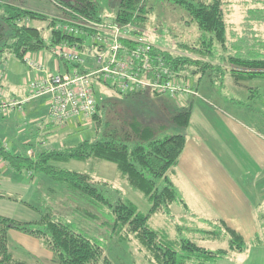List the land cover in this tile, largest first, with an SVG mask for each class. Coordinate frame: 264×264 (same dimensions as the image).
<instances>
[{
  "label": "trees",
  "instance_id": "obj_1",
  "mask_svg": "<svg viewBox=\"0 0 264 264\" xmlns=\"http://www.w3.org/2000/svg\"><path fill=\"white\" fill-rule=\"evenodd\" d=\"M33 1H41L43 4V0H23L22 3L28 5L0 0V69L7 53L24 60L27 52L74 39L72 35L58 28L59 17L74 12L98 16L103 12L99 0H53L60 10L55 13L34 7ZM175 1L184 7L189 17L187 21L190 25L195 23L200 34L195 41L182 44L183 51L180 52L173 53L157 48L165 57L173 74L183 78L189 74L204 76L208 72L223 73L227 68L224 62L228 61L236 81L252 76H264V57L229 55L228 58H218V46L227 47L229 37L230 24L224 11L225 0ZM147 2L148 0H119L115 19L131 22L141 28L147 13L151 11ZM253 19L264 21V10L251 11L247 20ZM34 20H42L45 24L33 25ZM45 29L48 30V36L44 33ZM239 42L240 40L231 41V45H237ZM2 77L0 70V86L3 84ZM102 97L103 99L99 97L97 110L92 116L99 127L91 138L48 148L33 157L19 151L13 152L8 148L3 135H0V158L17 170L26 168L49 175L58 188L63 189L57 194L63 195V198L59 199L62 200L60 203L64 202L65 207L62 210L64 212L60 213L50 207L35 220H19L0 213V263L44 264L39 261H17L13 258L9 251L8 229L16 228L42 238L54 253L51 260L54 264H118L115 257L114 259L105 253V248L98 240L77 230L70 221L71 217L91 222L93 227H86L91 232L103 226L100 233L118 237V242L125 250L126 241L135 238L141 250L150 252L149 255L157 264H207L228 256L230 251L245 250L247 243L243 235L223 221L221 223L230 235L228 248L210 249L189 238H182V252L174 247V238L170 239L150 225L149 219L153 213L160 212L173 217L172 205L175 202L187 206L180 189L171 177L185 147L186 133L163 132L164 126H152L142 121L138 113L124 104L125 99L122 101L115 96L105 97L104 94ZM118 107L120 110H117ZM191 112L190 104L172 114V122L180 126L189 124ZM69 159L90 162V170L79 171L53 163ZM103 159L114 161L129 184L142 191L149 199L151 208L147 213L140 210L130 199L124 198L119 187L94 178V166L97 161ZM0 196L12 197L1 190ZM46 200L44 198L43 202ZM102 212L108 213L109 219L101 217ZM107 225L110 227L109 233L104 229ZM176 226L179 231L190 228L187 224L177 223ZM201 231L206 234L214 232V235L219 233L217 230Z\"/></svg>",
  "mask_w": 264,
  "mask_h": 264
},
{
  "label": "rangeland",
  "instance_id": "obj_2",
  "mask_svg": "<svg viewBox=\"0 0 264 264\" xmlns=\"http://www.w3.org/2000/svg\"><path fill=\"white\" fill-rule=\"evenodd\" d=\"M10 1L28 5L22 3L23 0ZM118 1L99 0L101 10L106 16L114 17ZM32 3L34 7L41 10L54 13L60 12L53 0H43V4L41 1H33ZM147 3L151 6V11L147 13L144 25L141 28L138 26V28L154 43L156 48H163L176 53L182 50V44L191 43L198 38L200 32L197 30L195 23L190 25L187 21L189 20L188 14L179 2L175 0H148ZM257 9L264 10V0H225L224 11L230 24L228 27L229 37L227 47L222 48L217 45L218 58L222 56L228 58L229 55L251 58L264 57V21L247 20V16H250L251 11ZM44 24L45 22L42 20L33 21V25L41 26ZM230 31H233V33H230ZM44 33L48 36L47 29L44 30ZM235 40H240V42L232 46L231 41ZM88 41V39H85V42ZM50 47L51 45L46 46L36 52L49 56ZM224 65L227 68L223 73L220 72L221 74L208 72L204 76L200 74H189L183 78L180 76V79L184 82H190L194 86L193 89L196 90V93L183 92L173 97L165 92L150 90L131 96L125 94L127 95L125 97L124 94L111 87H99L100 84H97L95 87L99 88L96 95L98 102L100 98L103 99V94L105 97L115 96L121 98L122 101L125 99L124 104L130 106L133 112L138 113L142 121L152 126H164L163 132H184L189 137L190 142H198L199 145H217L210 146L215 157V162L210 164L211 175L222 180L223 169L216 162L225 158L226 170L228 168L231 170L232 181L234 180L236 183V188L233 186L231 190L232 196L237 197V199L245 197V205H242L237 199L236 205L245 215L243 217V237L247 247L243 251H230L228 256L218 259L217 262L213 261L207 264H264V76H252L236 81L230 70V62L225 61ZM0 70L1 76H3V84L0 89L5 100L11 101L13 99L17 101L18 98L13 97H23L25 90L28 92L26 96L28 101L25 103V108L20 109L21 105L15 103V107L8 111L0 110V135H3L4 141L11 143L9 147L12 144L19 146V148L21 146L30 147L35 146L36 143H40L39 145L42 146L49 145L48 147L64 146L74 144L84 138H91L94 135L95 129L99 126L94 118L87 119L85 117L75 118L70 122H58L53 130L39 133L38 126L46 127V121H49L45 117V107L47 109L45 99L47 97L29 96L30 77L32 75L29 67L24 60L7 53ZM171 73L173 72L171 71ZM193 99L189 124L180 126L172 122V114L190 105L189 102ZM33 105L37 107L38 113L35 114L37 116H30L33 114H31ZM17 108L20 109L21 114L20 125H17L18 121L15 119ZM117 110H120L119 107ZM212 131L215 132L214 136L211 133ZM220 146H223L224 150ZM18 151L27 154L23 150ZM5 166L10 168L8 165ZM67 166L78 170H90V162L79 159H71L67 162ZM94 167L96 168L93 174L109 180V185L119 187L124 198L133 201L143 212L147 213L149 211L151 208L149 199L142 191L133 188L129 184L114 161L103 159L97 161ZM8 173V178L11 176L17 177L15 184L8 183L5 179L6 174L1 173V189H7V187L18 189L22 183L31 184L32 178L25 170L21 172L9 171ZM40 174L42 172H36V176ZM35 200L36 202L39 201V199ZM61 201L57 199L56 205L62 209L64 202L60 203ZM4 202L0 201V208L7 206ZM34 204L38 205L43 212L48 211L43 203V208L42 204ZM173 206L176 210L180 209L181 212H185V218L179 214L180 219L174 218L172 220L170 219L172 217L168 215L153 213L150 216L149 223L161 234L170 239L174 238V247L179 252H182L180 246V239L182 238H189L210 249L229 247L230 235L219 221L199 213L198 215L192 214L185 207H183L185 209L177 207L179 206L177 202ZM109 216L108 213L104 214L102 212L101 217L109 219ZM70 221L77 230L88 233L98 240L105 248V253L112 258L115 257L118 264L124 262L128 264H157L149 255L150 252L148 253L146 249L141 250V246L135 238L126 241L127 250H125L124 246L118 242V237L105 236L100 233L103 226H99L97 231L91 232L86 229L88 226L93 227L90 224L91 222L79 220L75 217H71ZM173 221L180 225L187 224L190 228L179 231ZM93 224L96 226L95 223ZM104 229L109 233L110 227L108 225ZM201 229L217 230L219 233L217 235H214V232L206 234ZM9 238L10 241H14L13 236ZM30 243L37 248L42 246L38 239L30 240ZM17 253L28 256L26 252L17 251ZM29 260L33 259L29 258ZM44 264L54 263L48 260Z\"/></svg>",
  "mask_w": 264,
  "mask_h": 264
},
{
  "label": "built area",
  "instance_id": "obj_3",
  "mask_svg": "<svg viewBox=\"0 0 264 264\" xmlns=\"http://www.w3.org/2000/svg\"><path fill=\"white\" fill-rule=\"evenodd\" d=\"M59 19L58 28L74 39L51 44L49 56L31 51L24 57L32 73L29 96L47 97L49 121L92 118L99 87H111L124 95L150 90L173 97L196 93L190 82L171 73L164 56L136 24L103 12L98 16L74 12ZM15 103L22 104L18 99L5 100L0 89V110L8 111Z\"/></svg>",
  "mask_w": 264,
  "mask_h": 264
},
{
  "label": "crops",
  "instance_id": "obj_4",
  "mask_svg": "<svg viewBox=\"0 0 264 264\" xmlns=\"http://www.w3.org/2000/svg\"><path fill=\"white\" fill-rule=\"evenodd\" d=\"M27 95L28 92H26L25 90L23 97H13V98H18V100L22 102L20 109L25 108V103L28 101L27 100L28 97H26ZM193 101L194 99L189 102L192 108H193ZM20 109L17 108V110L15 111V114L17 115L15 119L18 121L17 125H20L21 123ZM36 109H37L36 105H33L32 107L33 112H31V114L32 113L33 114L30 116H37L35 115L36 113H38V110ZM56 124H57L56 122L46 121V127L37 125L39 127L38 129L39 133H41L42 131L48 132L50 130H53V128L56 127L55 126ZM211 133L214 136L215 132L212 131ZM6 143L8 145L11 144L8 141H6ZM39 144L40 143H36L35 146H30V147L21 146V148H19V146H14V144H12L13 147L8 146V148L13 150V152H18V150H23L27 152V154L33 157H35L42 150L53 148V147H48L49 145L42 146ZM210 146H217V145L214 144L199 145L198 142H190L189 137L186 135L185 147L179 157V160L174 170L171 173V177L183 195V199L187 204L185 208L191 211L192 214L198 215L199 213L203 216L209 217L210 219L213 220L215 219L220 223L224 221L227 225L233 227L243 235V230H244L243 217H245V215L244 212H242V210H240L237 207L236 205L237 197H233L231 191L233 186L234 188H236V183L234 180L232 181L231 177L233 176L231 174V170L229 168L226 170L225 158L220 159L219 162H216V164L223 169L222 180L220 177L219 180L215 176L211 175L212 171H210V166H211L210 164L212 162H215V157ZM54 147H61V146H54ZM220 147L224 150L223 146ZM226 149L227 148L225 146V151ZM0 159H1L0 175L1 173L6 174L5 179L8 183L11 182L15 184V181L17 179L16 176H11L8 178L9 171L21 172L25 170L32 178L30 185H26L22 183V185H20L18 189L9 188V187H7V189L0 188V190L5 194L12 196V197L0 196V201H5L4 203L5 205H7L4 208H0V213L19 220H35L38 219L43 214V211L38 205L34 203L37 204L43 203L47 208L52 207V209H54L55 212L57 213H60L65 208L63 207L62 209L61 208L59 209L58 206L56 205V200L59 198L60 199L63 198V195L57 194V192H60L61 190L63 191V189L58 188L57 184L53 182L52 178H50L49 175L42 173L36 176V172L38 171L32 169H26V168L17 170L15 169V167L11 166L6 160L2 158ZM70 160L71 159L66 161H53V163L59 164L62 167L73 169L67 166V162H69ZM228 163H230V161H228ZM5 165H8L10 168H8ZM74 170H78V169H74ZM79 171H86V170L83 169ZM92 175L97 180H103L107 182L109 181L107 179L98 177L93 173ZM44 198L47 199L45 202H43ZM35 199H39V201L36 202ZM237 200H239L242 205L246 204L245 197L239 198ZM43 204H42V208H43ZM177 204H179V206L177 207L180 208L184 207L180 203ZM173 205H172V212L174 216L172 217V220H174V218L180 219L178 217L179 214L183 218H185L184 217L185 212L183 211L181 212L180 209L176 210ZM156 213L164 215L163 213L160 212H156ZM173 223L177 224L174 221ZM10 236H13L14 241L13 242L10 241L9 238V249H10L9 251L11 252L13 258L17 261H27V262L39 261L44 263L45 261L52 260V258L54 257L53 251L45 244L44 240L38 236L29 234L25 231H21L16 228H10L8 237ZM33 239H38L42 244V246H40L39 248L33 246L30 243V240ZM17 251L26 252L28 256L20 255L19 253H17ZM29 258H32L33 260H29Z\"/></svg>",
  "mask_w": 264,
  "mask_h": 264
}]
</instances>
